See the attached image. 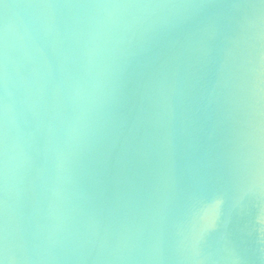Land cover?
Masks as SVG:
<instances>
[{"label":"water","instance_id":"obj_1","mask_svg":"<svg viewBox=\"0 0 264 264\" xmlns=\"http://www.w3.org/2000/svg\"><path fill=\"white\" fill-rule=\"evenodd\" d=\"M5 248L264 264V0H0Z\"/></svg>","mask_w":264,"mask_h":264},{"label":"clouds","instance_id":"obj_2","mask_svg":"<svg viewBox=\"0 0 264 264\" xmlns=\"http://www.w3.org/2000/svg\"><path fill=\"white\" fill-rule=\"evenodd\" d=\"M223 205V200L222 199H217L213 203L209 204L202 210V219L205 221L206 217L209 214V210L213 208V206H217L215 209V223L217 219L219 218L220 211ZM14 259V257L9 256L7 248H5L0 254V264H10V262Z\"/></svg>","mask_w":264,"mask_h":264},{"label":"snow or ice","instance_id":"obj_3","mask_svg":"<svg viewBox=\"0 0 264 264\" xmlns=\"http://www.w3.org/2000/svg\"><path fill=\"white\" fill-rule=\"evenodd\" d=\"M217 206H213L211 211H209L208 216L206 217L205 220V231L213 228L215 226V209Z\"/></svg>","mask_w":264,"mask_h":264}]
</instances>
